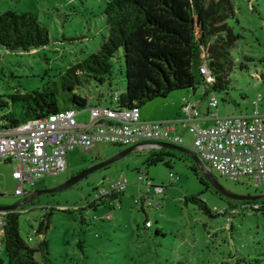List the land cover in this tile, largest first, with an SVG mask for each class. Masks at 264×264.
<instances>
[{
  "label": "rangeland",
  "instance_id": "obj_1",
  "mask_svg": "<svg viewBox=\"0 0 264 264\" xmlns=\"http://www.w3.org/2000/svg\"><path fill=\"white\" fill-rule=\"evenodd\" d=\"M109 1L0 0V14L35 13L50 35L48 46L31 52L0 49V96L16 90L27 93L42 89L58 81L59 74L68 68L96 53L107 35L103 12ZM233 2L237 19L230 21V25L241 35L234 51L236 69L227 93H212L203 101L202 115L212 112L227 117L253 113L256 109L264 111V0ZM113 62V94H121L126 81L124 64L117 59ZM197 91V97L203 98V88ZM79 93L89 102V107L77 115L79 123L89 120L90 108L111 105L108 84L91 81ZM101 95L104 97L100 98ZM212 97L219 102L217 109L210 107ZM167 99L147 104L141 108L142 115L145 109L158 111L162 105L167 107L172 102ZM182 135L183 146L192 149L193 135L188 131ZM124 149L104 144L95 146L92 152L76 149L68 155V170L47 178L45 185L58 186L96 164L98 154L109 160ZM147 155L148 152L131 153L74 187L43 195L35 205L20 210L22 237L26 240L32 237L31 244L36 247L44 238L49 242V261L39 253L37 260L41 264H264V210L245 211L238 203L229 208L227 201L207 190L210 184L194 161L173 159L172 168L159 164L147 169L144 165ZM14 168V163L0 161V206L16 204L26 196L15 194L18 182L13 177ZM213 173L222 186L236 194L264 192V187L254 186L249 179L235 183ZM141 174L152 181V188L139 180ZM121 179L129 183L121 204L116 203L115 208L101 205L97 210H83L95 197L94 189ZM157 188L161 190L157 192ZM26 189L27 193L34 192L29 186ZM144 196L161 203L162 208L144 214L135 202ZM193 197L197 201H187ZM201 204L210 209L212 216L200 208ZM45 207L55 211L49 230L40 236L35 229L47 212L43 210ZM64 209L81 211L70 214ZM225 211L227 215L223 214ZM147 220L152 222L150 229L145 227ZM157 230L161 233L156 234ZM0 264H9L4 249Z\"/></svg>",
  "mask_w": 264,
  "mask_h": 264
},
{
  "label": "trees",
  "instance_id": "obj_2",
  "mask_svg": "<svg viewBox=\"0 0 264 264\" xmlns=\"http://www.w3.org/2000/svg\"><path fill=\"white\" fill-rule=\"evenodd\" d=\"M103 15L107 35L96 53L59 74L58 81L42 89L27 93L16 90L10 95L0 96V130L15 128L61 110L84 111L89 102L79 92L91 81L108 84L113 96L114 59L123 62L125 71V90L117 93L120 110L141 111L157 99H166L180 91H197L200 87L205 98L212 93L228 92L231 75L236 69L234 51L241 39L230 25V21L237 19L233 0H111ZM49 43V30L37 14L17 11L0 14V49L11 53L31 52ZM0 56L2 58L1 50ZM204 64L208 65L215 79L212 84H208L200 72ZM62 104L65 105L63 109ZM173 159L193 162L188 155L158 149L148 152L144 165L147 169L159 164L172 168ZM104 160L100 154L96 157L97 163ZM193 171L199 174L196 169ZM35 188L44 189L47 185L42 181ZM207 190L227 201L229 208L238 203L245 211L249 208L264 210V200L234 201L208 184ZM96 191L97 188L94 189L95 194ZM124 194L94 197L83 210H97L101 205L115 208L116 203H122ZM37 200L39 198L26 207L35 205ZM187 201L195 202L197 198ZM26 207L5 215L3 249L9 264H41L36 258L38 253L46 262L49 261L46 238L36 247L31 244L32 237L26 240L21 235L20 210ZM200 208L212 216L205 204ZM43 210L47 212L35 229V234L40 236L46 235L55 211L47 207ZM62 211L73 214L81 209ZM140 211L146 214L151 210H145L140 204ZM223 214L227 215V212ZM160 233V230L156 231V234Z\"/></svg>",
  "mask_w": 264,
  "mask_h": 264
},
{
  "label": "built area",
  "instance_id": "obj_3",
  "mask_svg": "<svg viewBox=\"0 0 264 264\" xmlns=\"http://www.w3.org/2000/svg\"><path fill=\"white\" fill-rule=\"evenodd\" d=\"M200 72L208 84L215 82L207 64L202 65ZM118 100V94H114L110 106L90 108L87 122L79 123L77 115L80 112L68 109L0 130V161L15 164L16 196L29 194L27 186L33 190L47 178L65 173L68 155L76 149L92 152L95 146L103 144L128 148L149 141L184 147L182 132L186 131L194 137L191 150L212 172L235 183L249 179L256 187L264 186V111L256 109L253 113L227 117L210 112L202 117L197 103H187L174 120L148 122L142 120L139 109H118ZM259 100L262 101V96ZM255 104L258 106V102ZM218 106L217 98L212 97L210 107L217 109ZM203 119L211 124L201 125L199 121ZM170 178L176 181L173 174ZM139 180L152 188L147 176L141 174ZM128 186L126 179L111 182L107 187L97 188L95 198L126 192ZM160 190L157 188V192ZM135 202L142 204L145 210L161 207V203L145 196ZM5 215L0 213V253L5 236ZM146 227H152V222L148 221Z\"/></svg>",
  "mask_w": 264,
  "mask_h": 264
},
{
  "label": "water",
  "instance_id": "obj_4",
  "mask_svg": "<svg viewBox=\"0 0 264 264\" xmlns=\"http://www.w3.org/2000/svg\"><path fill=\"white\" fill-rule=\"evenodd\" d=\"M151 146L157 149H166V150L176 151V152L188 155L195 162V164L199 166L200 172L203 178L218 193H220L222 196H224L227 199L234 200V201H249V202L264 200V192L261 194H257V195H249V194H236L234 192L227 190L224 186L221 185V183L219 182L217 177L214 175V173L206 166V164L199 158V156L195 152H193L191 149H188L182 146H176V145H172L168 143H163V142L149 141V142H144L137 146H131V147L125 148L115 157L109 160H104V161L94 164L90 168H87L71 176L68 180L59 184L58 186H55L53 188H44V189L36 190L32 192L31 194H29L28 196H26L21 201L17 202L16 204L9 205V206H0V213L17 211L20 208H24L27 205L32 204L36 199L42 197L43 195L55 194V193L68 190L74 187L75 185H77L78 183H80L81 181H83L84 179H87L94 172L101 170L105 167H108L109 165L121 160L122 158L128 156L131 153H135L141 149H146Z\"/></svg>",
  "mask_w": 264,
  "mask_h": 264
},
{
  "label": "crops",
  "instance_id": "obj_5",
  "mask_svg": "<svg viewBox=\"0 0 264 264\" xmlns=\"http://www.w3.org/2000/svg\"><path fill=\"white\" fill-rule=\"evenodd\" d=\"M197 93H198V91H192V90L180 91V92L174 93L168 97L167 100L170 99L172 102H170L167 107L162 105L161 107L158 108V109H160L158 111H156L155 108L145 109V111L143 112V115L141 113V118H142V120L148 121V122L174 120L181 115L182 108L187 103H197L199 105L200 112H201V105L206 98L203 96V98L199 99L197 97ZM203 95H204V92H203ZM167 108L170 110H167ZM209 113L210 112H208L206 115L201 114V116L205 117ZM143 116L145 119H143ZM199 123L201 125L202 124L203 125H210L211 121L203 119V120L199 121ZM152 150H158V149L154 148ZM152 150L144 149V150H139V152H142V153L143 152H150Z\"/></svg>",
  "mask_w": 264,
  "mask_h": 264
},
{
  "label": "flooded vegetation",
  "instance_id": "obj_6",
  "mask_svg": "<svg viewBox=\"0 0 264 264\" xmlns=\"http://www.w3.org/2000/svg\"><path fill=\"white\" fill-rule=\"evenodd\" d=\"M73 175H75V174H73ZM261 187H264V186H261ZM36 190H40V188H35L33 191H36ZM32 192H30L29 194H31ZM29 194H27L26 196H28ZM25 196V197H26Z\"/></svg>",
  "mask_w": 264,
  "mask_h": 264
}]
</instances>
